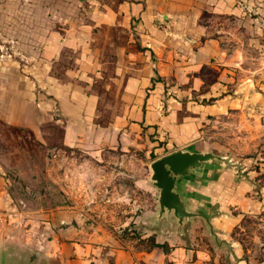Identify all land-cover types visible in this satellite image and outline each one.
<instances>
[{
    "label": "crops",
    "instance_id": "1",
    "mask_svg": "<svg viewBox=\"0 0 264 264\" xmlns=\"http://www.w3.org/2000/svg\"><path fill=\"white\" fill-rule=\"evenodd\" d=\"M1 48L14 52L0 51V125L49 151H142L151 163L206 151L209 120L243 92L245 51L253 65L258 48L264 68V0H0ZM248 72L247 92L257 81ZM252 175L208 164L180 180L217 241L204 219L180 230L164 217L156 242L165 248L86 245L60 228L39 249L49 264H264L236 238L244 218H264V186ZM17 217L0 166V246L8 243L9 256Z\"/></svg>",
    "mask_w": 264,
    "mask_h": 264
},
{
    "label": "rangeland",
    "instance_id": "2",
    "mask_svg": "<svg viewBox=\"0 0 264 264\" xmlns=\"http://www.w3.org/2000/svg\"><path fill=\"white\" fill-rule=\"evenodd\" d=\"M9 50L1 48V55ZM246 53L240 72L239 88L243 92L235 94L238 101L225 114L209 120V129L202 138L206 151L226 157L233 165H239L244 174L253 172L252 177L260 180L258 185L263 187L264 68L259 60L262 52L258 48L251 52L250 60L257 58L253 65L248 63L249 51ZM249 68L256 72L252 77L257 81L249 83L247 92L245 77L249 76ZM229 86L225 99L233 101V88ZM149 161L142 151H49L27 132L0 125V166L10 178V193L19 214L13 231L15 244L12 242L16 251L7 257L9 264H49L48 255L43 253L46 249H39L40 239L46 245V238L57 234L60 228L69 229L70 237L86 245L138 251L155 248L159 245L156 235L161 226L156 222V190L149 181ZM43 223H49V228L45 229ZM28 230L29 237L25 236ZM236 238L255 256L254 260H263L264 218H244ZM6 244H1L0 251L5 248L8 252Z\"/></svg>",
    "mask_w": 264,
    "mask_h": 264
},
{
    "label": "water",
    "instance_id": "3",
    "mask_svg": "<svg viewBox=\"0 0 264 264\" xmlns=\"http://www.w3.org/2000/svg\"><path fill=\"white\" fill-rule=\"evenodd\" d=\"M208 164L222 165L227 169L236 168L241 172L239 165H233L226 157L209 151H195L192 149L176 151L149 164V181L156 190L157 223L164 217H173L181 230L184 223L194 218H201L204 219L213 240L217 241L207 220L190 210L188 203L182 198L179 185L181 179L193 181L197 176V172ZM8 256L7 250L5 248L1 249L0 264H9Z\"/></svg>",
    "mask_w": 264,
    "mask_h": 264
},
{
    "label": "trees",
    "instance_id": "4",
    "mask_svg": "<svg viewBox=\"0 0 264 264\" xmlns=\"http://www.w3.org/2000/svg\"><path fill=\"white\" fill-rule=\"evenodd\" d=\"M155 247L165 248V245H155Z\"/></svg>",
    "mask_w": 264,
    "mask_h": 264
}]
</instances>
